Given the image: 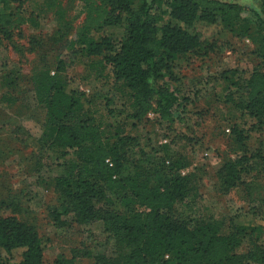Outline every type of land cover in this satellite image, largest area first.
Listing matches in <instances>:
<instances>
[{
    "label": "trees",
    "instance_id": "1",
    "mask_svg": "<svg viewBox=\"0 0 264 264\" xmlns=\"http://www.w3.org/2000/svg\"><path fill=\"white\" fill-rule=\"evenodd\" d=\"M98 1L95 8L87 7L76 46L58 56L53 69H40L31 80L36 103L44 112L37 144L58 159L70 158L65 174L55 180V219L64 216L84 226L103 224L112 253L96 255L94 264H264L256 229L235 226L228 231L211 217L179 214L176 203L195 192V171L183 174L188 164L171 154L168 146L145 152L136 137L122 130L110 127L112 134H106L101 123L85 117L82 94L70 90L64 77L79 60L108 67L114 83L126 92L130 119L141 121L152 114L172 125L180 118L181 104L166 81L177 82L179 60L206 58L226 46L220 40L225 31L249 41L253 54L264 63V0L253 24L243 17L242 6L219 0ZM26 2L0 0V38L10 40L21 26L37 25L32 15L24 16ZM58 2L47 0L45 5L51 9ZM97 22L98 28H123L121 41L91 37ZM241 97L235 106L255 122L249 131L264 137V73L250 74ZM109 114L114 122L121 112ZM260 157L245 151L224 162L216 171L221 191L235 188L248 173L246 163ZM9 209V204L0 202V264H4L1 251L16 250L21 251L19 264H43L36 230L6 215ZM244 241L246 250L239 254ZM74 263V257L64 256L53 262Z\"/></svg>",
    "mask_w": 264,
    "mask_h": 264
},
{
    "label": "rangeland",
    "instance_id": "2",
    "mask_svg": "<svg viewBox=\"0 0 264 264\" xmlns=\"http://www.w3.org/2000/svg\"><path fill=\"white\" fill-rule=\"evenodd\" d=\"M46 1L27 0L22 6L24 16L32 15L36 26H21L10 40L0 38V202L10 205L6 215L36 230L43 245V264H53L59 256L74 257V264H94L96 255L112 253L111 243L101 222L84 226L64 216L55 219V180L65 174L70 158L58 159L53 151L38 146L44 112L36 103L31 80L38 70L53 69L57 58L76 46L87 7L100 3L59 0L48 9ZM219 1L242 6L243 17L253 24L261 0ZM95 24L91 37L121 41L123 28H98V22ZM220 40L227 45L206 58L179 60L177 82L166 81L176 103L181 104L180 118L172 125L152 114L141 121L130 119L126 92L114 83L108 67L79 60L64 77L70 90L82 94L85 117L101 123L106 134L122 130L136 137L145 152L168 146L171 154L188 164L183 174L195 171V192L176 203L179 214L191 219L211 217L228 231L235 226L256 229L257 244L264 248V137L249 131L255 122L235 106L242 100L250 74L264 73V63L253 54L249 41L225 31ZM112 110L121 112L118 121L112 122ZM245 151L261 157L249 160L248 173L235 188L223 193L216 171ZM247 244L244 241L239 254ZM20 256V250L1 251L4 264H19Z\"/></svg>",
    "mask_w": 264,
    "mask_h": 264
}]
</instances>
